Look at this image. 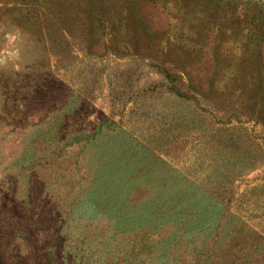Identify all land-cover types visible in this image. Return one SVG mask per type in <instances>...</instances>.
Listing matches in <instances>:
<instances>
[{
    "label": "rangeland",
    "instance_id": "1",
    "mask_svg": "<svg viewBox=\"0 0 264 264\" xmlns=\"http://www.w3.org/2000/svg\"><path fill=\"white\" fill-rule=\"evenodd\" d=\"M0 264H264V0H0Z\"/></svg>",
    "mask_w": 264,
    "mask_h": 264
}]
</instances>
